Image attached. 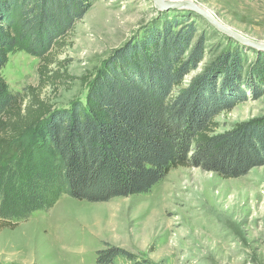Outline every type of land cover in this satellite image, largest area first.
Returning a JSON list of instances; mask_svg holds the SVG:
<instances>
[{
	"label": "trees",
	"instance_id": "trees-1",
	"mask_svg": "<svg viewBox=\"0 0 264 264\" xmlns=\"http://www.w3.org/2000/svg\"><path fill=\"white\" fill-rule=\"evenodd\" d=\"M96 1L0 0V231L49 210L61 195L105 203L146 194L177 168L229 180L264 167V115L215 132V119L248 98L233 53L176 91L204 57L187 21L113 50L80 79L84 103L56 109L41 98L70 80L56 55ZM17 45L39 58L38 83L11 94L1 70ZM246 87L253 98L264 94ZM117 259L132 255L110 244L96 252V264Z\"/></svg>",
	"mask_w": 264,
	"mask_h": 264
},
{
	"label": "rangeland",
	"instance_id": "rangeland-1",
	"mask_svg": "<svg viewBox=\"0 0 264 264\" xmlns=\"http://www.w3.org/2000/svg\"><path fill=\"white\" fill-rule=\"evenodd\" d=\"M189 1L232 31L264 43V0ZM183 21L193 25L192 42H203L204 57L176 91L212 60L231 52L248 98L215 119V132L263 116L264 94L253 98L246 82L264 93V51L237 44L192 12H157L152 0L94 2L56 55L70 80L54 91L47 87L41 98L56 109L84 103L86 88L80 79L93 76L113 50L130 39L142 41L165 29L178 31L175 24ZM38 65L39 58L20 45L9 51L1 70L8 92L36 86ZM218 194L227 198L237 194L232 202L237 215L224 218L220 197L212 198ZM207 240L222 244L227 256H218L213 245L207 249ZM105 244L132 255V261L117 259L118 264H264V167L229 180L195 168H177L146 194L105 203L61 195L49 210L34 213L13 230L0 231V264H96V252Z\"/></svg>",
	"mask_w": 264,
	"mask_h": 264
},
{
	"label": "water",
	"instance_id": "water-1",
	"mask_svg": "<svg viewBox=\"0 0 264 264\" xmlns=\"http://www.w3.org/2000/svg\"><path fill=\"white\" fill-rule=\"evenodd\" d=\"M152 3H153V8L157 12L168 11V10H184V11L192 12L198 17H200L202 20L207 22L212 28L219 31L220 33L227 36L228 38L232 39L237 44L241 46L255 48V49L264 51L263 42H257V41L248 39L242 36L241 34L235 31H232L231 29L221 24L218 20L213 18L207 11L201 9L199 6L195 5L189 0H152ZM128 41H126L125 43H127Z\"/></svg>",
	"mask_w": 264,
	"mask_h": 264
},
{
	"label": "bare ground",
	"instance_id": "bare-ground-1",
	"mask_svg": "<svg viewBox=\"0 0 264 264\" xmlns=\"http://www.w3.org/2000/svg\"><path fill=\"white\" fill-rule=\"evenodd\" d=\"M179 183L181 184V182H179ZM176 185L178 187H180L179 184H176ZM188 187H189V185H188ZM218 197H220V201L218 202V205L223 207V209L220 211L222 212V214H226V215H224V218L230 219V218H232L233 214H235V215L238 214V209L235 208L236 206H232L233 200H236L238 198L237 194L231 195L230 198H227L225 195H219V194L212 196V198H218ZM213 243L214 242H210L209 240H207V242H206L207 249H209V246L213 245V251L216 254H218V256H223V258H225L227 255H226V252L224 251L225 248L222 246V244H221V246H218V245L213 244ZM214 245H215V247H214Z\"/></svg>",
	"mask_w": 264,
	"mask_h": 264
}]
</instances>
